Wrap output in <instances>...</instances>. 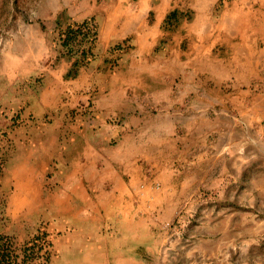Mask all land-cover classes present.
<instances>
[{"label": "crops", "instance_id": "obj_1", "mask_svg": "<svg viewBox=\"0 0 264 264\" xmlns=\"http://www.w3.org/2000/svg\"><path fill=\"white\" fill-rule=\"evenodd\" d=\"M2 4L0 103L43 120L28 173L53 174L67 264H264V0ZM59 15L97 26L75 75Z\"/></svg>", "mask_w": 264, "mask_h": 264}, {"label": "rangeland", "instance_id": "obj_2", "mask_svg": "<svg viewBox=\"0 0 264 264\" xmlns=\"http://www.w3.org/2000/svg\"><path fill=\"white\" fill-rule=\"evenodd\" d=\"M8 1L3 0V11L7 10ZM2 28L3 26H0V29ZM5 103H7L5 99L0 103V161L3 162L1 198L5 204V218L1 223V231L10 235L17 246L29 241L34 235H45L49 244L45 246L43 255H48L49 258L42 259L41 264H67L70 224L68 215L58 211L53 203L51 195L53 174L48 171L38 180L30 178L28 173L29 167H33V164L27 161L29 154L32 155L31 146L35 144L33 140L36 131L32 128L36 125L41 127L43 120L35 122V116L29 113L10 115L6 113ZM62 133L59 131L57 153L55 152L52 158L54 169L58 165L56 159L66 158L69 152L68 137L66 134L61 137ZM34 153L32 157L36 158L35 155L38 153L35 151ZM204 261L211 264H228L229 260ZM255 261L253 260L252 264H256Z\"/></svg>", "mask_w": 264, "mask_h": 264}, {"label": "trees", "instance_id": "obj_3", "mask_svg": "<svg viewBox=\"0 0 264 264\" xmlns=\"http://www.w3.org/2000/svg\"><path fill=\"white\" fill-rule=\"evenodd\" d=\"M60 18L61 15L55 21L56 40L59 41L60 45L59 55L75 57L69 72V75H75L78 68L85 65L93 54L92 48L96 40L97 26L93 18L62 26ZM60 131L63 132L60 136L64 137L66 134L69 140L71 127L66 121ZM2 175L3 162L0 161V264H41L42 259L48 260L49 258L48 255H43L45 246L49 244L45 235H34L29 241L17 246L10 235L1 231V223L5 218V204L1 198Z\"/></svg>", "mask_w": 264, "mask_h": 264}]
</instances>
